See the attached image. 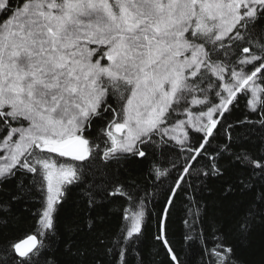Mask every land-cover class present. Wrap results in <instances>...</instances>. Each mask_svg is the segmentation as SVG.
<instances>
[{"label":"snow or ice","instance_id":"obj_1","mask_svg":"<svg viewBox=\"0 0 264 264\" xmlns=\"http://www.w3.org/2000/svg\"><path fill=\"white\" fill-rule=\"evenodd\" d=\"M257 229L264 0H0V264H241Z\"/></svg>","mask_w":264,"mask_h":264},{"label":"trees","instance_id":"obj_2","mask_svg":"<svg viewBox=\"0 0 264 264\" xmlns=\"http://www.w3.org/2000/svg\"><path fill=\"white\" fill-rule=\"evenodd\" d=\"M244 101L241 100L240 108L236 110L233 113V117L239 116L241 114V111L243 110ZM213 187H215V191L212 193L205 192L203 195L206 200H212V199H219L220 198V192L218 186H215L213 184ZM162 197V193L160 196L157 197V200H159ZM76 199L75 195V189L73 190V194L70 197V201ZM229 201H224V213L225 215L229 214L231 211ZM149 209L154 213L156 208L158 207V204L155 202L152 204H149ZM182 213H176L173 216V224H172V232L174 235L171 237L173 243L176 245V247L179 249L181 247V237L184 233L185 229L182 224ZM155 232V219H151L149 221V232L144 242V247L146 249H151L153 245L152 241V233ZM230 242L235 248L236 257L241 262V264H264V231H261L257 229L253 232V234L247 239V240H241L239 238H236L235 236L230 237ZM157 250L160 252V255L157 257L160 261H165V253L163 249L157 248ZM199 253L198 246H193L189 250V260H194Z\"/></svg>","mask_w":264,"mask_h":264}]
</instances>
